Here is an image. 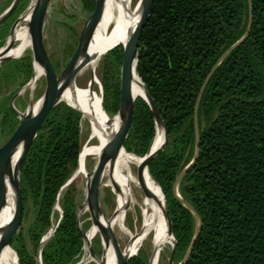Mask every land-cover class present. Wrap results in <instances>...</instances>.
<instances>
[{
    "label": "trees",
    "instance_id": "16d2710c",
    "mask_svg": "<svg viewBox=\"0 0 264 264\" xmlns=\"http://www.w3.org/2000/svg\"><path fill=\"white\" fill-rule=\"evenodd\" d=\"M30 1L20 0L0 26L1 38ZM79 1L85 13H93L96 0ZM252 4L249 37L224 59L204 89L198 114L200 155L178 186L181 198L202 220L186 264H264V0ZM248 21V0H154L140 41L138 73L168 136L164 150L149 164V173L166 198L177 241L176 264L184 259L195 233V218L177 197L175 184L195 156L196 103L211 70L243 37ZM115 57L122 65L123 51ZM34 72L32 51L0 67L1 146L19 124L10 102ZM103 84L104 108L109 115L116 114L120 85L113 88L107 79ZM9 85L14 89L2 93ZM16 104L25 108L21 100ZM84 121L80 112L61 102L41 123L30 145L21 173L22 222L10 244L19 264H39L29 243L38 247L52 227L57 204L61 220L42 249V264L80 261L84 241L77 221L79 204L71 187L59 199L58 195L78 166ZM156 133L153 113L138 98L124 142L126 151L144 157ZM127 264H149V260L140 252Z\"/></svg>",
    "mask_w": 264,
    "mask_h": 264
},
{
    "label": "water",
    "instance_id": "95a60500",
    "mask_svg": "<svg viewBox=\"0 0 264 264\" xmlns=\"http://www.w3.org/2000/svg\"><path fill=\"white\" fill-rule=\"evenodd\" d=\"M248 1H249V21H248V26H247L245 34L239 41L234 43L227 51H225V53L221 56L218 63L211 70L210 74L206 78L201 88V91H200V94H199V97L196 103V107H195V114H194L195 140H196L195 156L192 162L187 167H185L183 171L180 173V175L177 178L176 184H175V193L177 197L183 203V205L191 211V213L193 214L195 218L194 237L188 247V250L185 254L184 259L182 260L180 264H186V262L188 261L193 251L195 242L198 239V236L200 234L201 227H202V220L200 216L198 215V213L195 211V209L189 203H187L181 198L178 192V186H179L180 181L184 177V175L187 173V171L196 164V162L198 161L199 155H200V133H199V124H198V114H199V105H200V101H201L204 89L207 83L209 82V80L211 79V77L213 76V74L215 73V71L218 69L220 64L224 61V59L229 54H231L235 49L241 46L250 35L252 23H253V4H252V0H248ZM19 2L20 0H14L12 5L3 14L0 15V26L13 15V13L15 12V10L17 9L19 5ZM50 2L51 0H37L36 3L31 7L29 12L24 17L19 18L16 23V26H17L20 21H23L27 18V21H26L28 23L27 34L30 40V44L28 47L31 48L33 52L34 67H35L36 61H39L46 74L47 88H46L44 95L39 100L40 105L37 111L35 112L34 110H31L30 108H28L24 112H21L14 106V102L17 96L25 92L27 88L30 87L29 83L25 87H23L20 93L15 95L10 102L12 109L18 116L19 124L16 130L14 131V133L12 134V136L9 138V140L0 147V210L2 209L5 203V200H6L8 179L12 178L10 160L17 149L23 148V153H22L21 161L15 173L17 177L15 215H14L13 220L11 221V223L8 225L7 229L5 230L3 239L0 244V249L4 245L11 244L13 238L16 236L21 226L23 208H24L23 191H22V184H21V173H22V168L24 165L26 155L30 148V145L38 136V130H39L41 123L44 121L47 115L52 111V109H54L59 103L62 102L60 100V95L63 89L75 78L77 73L82 68V65L78 64V60L83 50L85 49L86 45L88 44L101 18L105 0H96L95 10L90 15L89 19L85 22L84 29L80 35L78 47L59 77L56 76V73L48 59V56L45 51V46H44V28H45V23H46V19H47L49 7H50ZM139 6H140L139 20L129 37L127 45L123 48V62H122V67H121L120 106H119V110L116 115L120 119V127H119L118 132L103 146L97 167L92 173L89 174V179H87V182H86L87 194H86V201H85L84 206H86L88 211L90 212L91 218H93L94 221L102 228L101 237H102L103 253L101 257H98L96 255L91 242L88 241L87 233L82 228L79 213H78L77 221H78L79 228L82 232L84 245L88 248V251L90 252V257L94 261H96L97 264H104L105 249L108 244H111L117 253V256H118L117 264H127L132 257L137 255V254L130 255L128 254L127 251H122L120 247V243L118 239L116 238L114 231L112 229L111 219H108L101 211L100 188L102 186V182L104 179V173H105V169L107 165L113 164L115 160L118 158L122 150L126 151L124 147V142L128 135L129 128H130L133 114H134L135 102L137 99H134L133 94H132L133 73L135 70L137 75L139 76L138 60H139L140 41H141V38L144 32V29L146 28L152 16L154 0H140ZM13 35L14 34L10 36L9 43L5 47L0 49V67L9 61H12V60H15L21 57V56L13 57L9 55V52L12 50L15 44ZM140 80L142 82V86L144 89V96H141V98L144 101H146V103L148 104L155 118L156 130L158 131V129H161L163 132V138H164L163 143L159 147H154V140H153L148 153L144 157H141L142 161L137 167L138 177H139L140 183L144 191L146 192L148 196L153 197L155 196L154 193L146 185L145 174L149 173V164L151 163V161L158 154H160L166 147L168 143V136H167V131H166L164 122L162 120V117L152 97L150 96L145 84L143 83L141 78ZM68 105L74 108L75 110H77L78 112H80L82 114L83 119L85 117L90 118V115H88L86 111L80 110L70 104ZM77 177H78V171L76 170V172L70 178V180L62 187L58 195V199L61 193L64 191V189L67 188ZM157 186L161 189L162 194H163V199L165 203V215H166L167 223H168V232L174 238V244L172 247V252H171L170 261H169V264H174V257L176 253L177 241L172 231V224H171V220L169 217L168 207H167V202H166L164 192L158 184ZM57 203H58V200H57ZM113 215L110 218H112ZM58 224L55 228L51 230L49 235L45 236L41 241L40 251L38 254L39 264H42V249L44 245L46 244V242L54 235L58 227ZM151 262L152 260L150 259L149 264H151ZM77 264H84V261H81Z\"/></svg>",
    "mask_w": 264,
    "mask_h": 264
},
{
    "label": "bare ground",
    "instance_id": "6f19581e",
    "mask_svg": "<svg viewBox=\"0 0 264 264\" xmlns=\"http://www.w3.org/2000/svg\"><path fill=\"white\" fill-rule=\"evenodd\" d=\"M139 3L140 0L138 2H135V0H105L101 18L78 60V64H81L82 68L75 78L63 89L60 95V100L62 102H67L80 110L86 111L88 115H90V118L85 117L84 119L89 123L91 137L100 144L98 148L87 144L81 151L77 171L78 175H85L86 182L90 174L87 171V159L98 154L99 161L103 146L118 132L120 127L119 117L116 116L115 119L109 117L104 108L101 90L98 86L95 88V84L99 83V78L97 76L98 66L100 61L107 55L105 53L111 52L121 44L123 48L127 45L129 37L140 17ZM29 44L30 40L26 32L23 42L17 48L11 50L9 55L13 57L22 56L28 50ZM39 65L38 69H43L41 66L39 67ZM88 69L92 72L91 78L86 85L79 84V78L82 77ZM38 79L39 75L32 78L30 86L34 81L35 84L33 86H35ZM132 94L134 99L144 96L142 82L135 70L133 73ZM39 105L40 101L30 109L35 112L39 108ZM163 139V132L161 129H158L154 147H159L163 143ZM22 153L23 148L17 149L10 160L12 178L8 179L6 200L0 210V244L5 230L15 215L17 182L15 173L21 161ZM141 161V157H136L122 150L115 162L107 165L103 182L106 177V172L109 169L115 188H117L118 197V206L114 211V215L112 218L108 219H111L112 229L117 239L119 237H126L129 239L126 247L124 246L125 248H121L122 251H127L130 255H136L146 244H149V246L154 248L151 256V264H158L164 246V240L170 233L168 232L162 191L153 181L149 173L145 174L146 185L155 195L150 197L146 194V200L151 202V213L144 216L141 230L133 236H129V233L123 226L125 213L130 207L132 197H134V187H137L140 191H144L137 171H135ZM134 199L135 198H133V200ZM92 220L94 222V227L87 233V239L90 242L98 232H100V234L102 233V228L93 218ZM10 247V244L1 247L0 264H19L17 253ZM117 261L118 256L114 247L108 244L105 249L104 264H117Z\"/></svg>",
    "mask_w": 264,
    "mask_h": 264
},
{
    "label": "rangeland",
    "instance_id": "374dc122",
    "mask_svg": "<svg viewBox=\"0 0 264 264\" xmlns=\"http://www.w3.org/2000/svg\"><path fill=\"white\" fill-rule=\"evenodd\" d=\"M36 1L37 0H31L28 6L21 13H19L13 20L9 30V34L6 37L3 38L0 37V49L5 47L9 43L10 36L12 34H14L13 39L15 41L12 50L17 48L23 42L24 35L27 32V25H28V23L26 22L27 18L23 21H20L17 26L16 23L19 18L24 17L29 12V10L36 3ZM138 1L139 0H135V2ZM13 2L14 0H0V15L3 14L12 5ZM91 14L92 13L89 14L83 11L81 2L79 0H51L46 23H45V28H44V46L48 59L57 77L60 76V74L62 73V71L64 70V68L66 67L72 56L74 55L78 47L80 35L84 29L85 22L89 19ZM28 51H32L31 48H29L26 52ZM118 51L119 52L123 51L122 44L119 45L116 49L112 50L111 52L105 53L107 55H105V57L100 61L98 66L97 76L99 78V83L95 84L96 85L95 88H97V86L100 88L101 96L103 97V104H104V84H103L104 79H107L108 84L111 87L114 88L116 84H119L121 88L122 65L120 64L121 62L118 63L116 62V57H115ZM39 64L40 62L36 61L35 72L33 76L34 78L39 75L37 84L33 86L35 84L34 81L33 84L30 87H28L25 92L21 93L15 99L14 106L21 112H24L28 108H32L33 106H35L46 91L47 88L46 74L43 69H38ZM40 66L41 64L39 65V67ZM91 76H92V72L91 70L88 69L86 73L79 78L78 80L79 84L86 85L88 83V80L91 78ZM31 83H32V78L29 81V84ZM13 89H14L13 85L6 86L2 89L3 91L2 93H7ZM19 93L20 91L17 94ZM37 95L39 96V98L35 100V97ZM18 100H21V102L25 105L24 109L18 108L16 104ZM109 101H110L109 104L110 107L113 104V100L110 99ZM116 115L117 113L113 115H109V117L111 119H115ZM88 125L89 123L87 124V122L85 121L83 122L82 125L83 147L89 144L93 147L95 146L98 148L100 144L97 140H94L91 137L90 126ZM130 154L135 155L134 153H130ZM135 156L140 157L137 155ZM98 158L99 157L97 154L87 159L86 166L88 173H92L96 169L98 164ZM77 168L74 170L72 176L76 172ZM135 171H137V168L135 169ZM69 187L72 188L73 194L75 195L77 202L79 204L78 213H79L81 225L83 224L88 225L89 228L87 231H85L86 233H88L93 229L94 222L91 218L90 212L88 211L87 207L84 206L86 201V194H87V184H86L85 175L83 174L78 175V177L67 188H65L61 194H63ZM133 196L134 197H132L130 202V207L126 211L123 219V224H124L123 226L126 229V231L129 233V236H133L134 234L138 233L141 230L143 226L144 216L146 214H150L152 210L151 202L149 200L148 201L146 200L145 191H140L137 187H134ZM133 198H135L137 201L135 199L133 200ZM117 201H118L117 188H115L114 181L111 176V172L108 169L106 172L105 180L100 188V208L102 213L107 218H110L113 215L116 207L118 206ZM55 212L57 214L52 219V227L43 236V238L49 235L51 230L57 226V224L61 219V207L59 204H57L55 208ZM26 222L27 220L25 221V223ZM118 241L120 243L121 248H125L129 242V239L126 237L125 238L119 237ZM30 243H29L30 249L32 251L35 250L38 261V254L40 251L41 242L36 248L32 245V243L31 244ZM91 244L92 247L94 248L96 255L98 257H101L103 253V247H102V237L100 232L96 234V236L91 241ZM173 244H174V238L171 235L167 236V238L164 240V246L162 248V252L158 264H169ZM153 249L154 248L149 246V244H146L139 251L137 255H139L141 252L146 257V259L150 261L153 253ZM81 261H84V264H97L96 261H94L90 257V252L88 251V248L85 245L83 246V252L79 262ZM174 264L176 263L174 262Z\"/></svg>",
    "mask_w": 264,
    "mask_h": 264
},
{
    "label": "flooded vegetation",
    "instance_id": "af4514ba",
    "mask_svg": "<svg viewBox=\"0 0 264 264\" xmlns=\"http://www.w3.org/2000/svg\"><path fill=\"white\" fill-rule=\"evenodd\" d=\"M89 233V232H88Z\"/></svg>",
    "mask_w": 264,
    "mask_h": 264
}]
</instances>
